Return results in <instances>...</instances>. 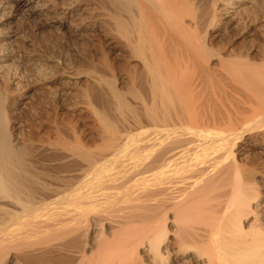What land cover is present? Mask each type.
<instances>
[{
	"label": "bare ground",
	"instance_id": "1",
	"mask_svg": "<svg viewBox=\"0 0 264 264\" xmlns=\"http://www.w3.org/2000/svg\"><path fill=\"white\" fill-rule=\"evenodd\" d=\"M0 264H264V0H0Z\"/></svg>",
	"mask_w": 264,
	"mask_h": 264
},
{
	"label": "rangeland",
	"instance_id": "2",
	"mask_svg": "<svg viewBox=\"0 0 264 264\" xmlns=\"http://www.w3.org/2000/svg\"><path fill=\"white\" fill-rule=\"evenodd\" d=\"M73 46H75L76 49L78 51H80V52H83V53L86 52V47L84 48L83 46H81L80 41H78L77 43L75 41V44H73ZM50 48H51V52L54 53V54H56V55L59 54V53H61V52H63V51H66V50H71L72 51L70 42L67 41V39L60 40L57 43H54V42L52 43L51 42L50 43ZM85 123L88 126H92V125L95 124L93 118H91V117L86 118Z\"/></svg>",
	"mask_w": 264,
	"mask_h": 264
}]
</instances>
